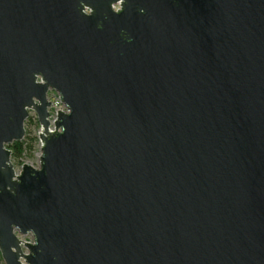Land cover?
Returning a JSON list of instances; mask_svg holds the SVG:
<instances>
[{
    "label": "water",
    "instance_id": "95a60500",
    "mask_svg": "<svg viewBox=\"0 0 264 264\" xmlns=\"http://www.w3.org/2000/svg\"><path fill=\"white\" fill-rule=\"evenodd\" d=\"M0 253L264 264V0H0Z\"/></svg>",
    "mask_w": 264,
    "mask_h": 264
},
{
    "label": "rangeland",
    "instance_id": "374dc122",
    "mask_svg": "<svg viewBox=\"0 0 264 264\" xmlns=\"http://www.w3.org/2000/svg\"><path fill=\"white\" fill-rule=\"evenodd\" d=\"M49 99L54 103V107L51 109V113L53 115V118L55 116L56 110L64 108V106L61 104L59 100V94L55 91H50L49 92ZM29 120H32V124H29ZM37 120V116L34 112H31V115L29 119L25 123V128H26V136H33V135H38L40 132V125L38 123V126H35L33 122ZM38 122V120H37ZM30 131V133H29ZM40 143L37 144L35 150L32 152H26L22 156V158L17 161L16 159H12L13 164L15 165V168L17 171H20L21 167L23 164L29 163L33 165L34 167H39V158H40ZM25 240H32L31 236H28L24 238Z\"/></svg>",
    "mask_w": 264,
    "mask_h": 264
},
{
    "label": "trees",
    "instance_id": "16d2710c",
    "mask_svg": "<svg viewBox=\"0 0 264 264\" xmlns=\"http://www.w3.org/2000/svg\"><path fill=\"white\" fill-rule=\"evenodd\" d=\"M32 120H29V124L31 125ZM35 126H38L37 120L33 122ZM30 133V131H29ZM39 138L38 135L33 136H26L22 142H14L13 144L9 145L8 148L12 150V159H16L19 161L24 153L26 152H32L35 150L37 144H39ZM0 264H4V261L2 259L1 253H0Z\"/></svg>",
    "mask_w": 264,
    "mask_h": 264
},
{
    "label": "built area",
    "instance_id": "2783aa9c",
    "mask_svg": "<svg viewBox=\"0 0 264 264\" xmlns=\"http://www.w3.org/2000/svg\"><path fill=\"white\" fill-rule=\"evenodd\" d=\"M53 107H54V105H53ZM57 110H59V109H57ZM57 110H56V111H57Z\"/></svg>",
    "mask_w": 264,
    "mask_h": 264
}]
</instances>
